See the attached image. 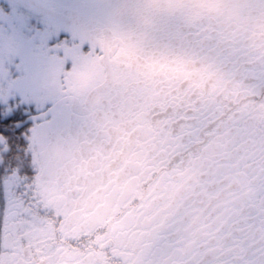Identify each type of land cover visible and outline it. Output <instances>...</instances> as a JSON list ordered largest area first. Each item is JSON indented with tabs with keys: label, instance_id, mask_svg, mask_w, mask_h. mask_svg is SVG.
Masks as SVG:
<instances>
[{
	"label": "flooded vegetation",
	"instance_id": "obj_1",
	"mask_svg": "<svg viewBox=\"0 0 264 264\" xmlns=\"http://www.w3.org/2000/svg\"><path fill=\"white\" fill-rule=\"evenodd\" d=\"M123 2L120 25L85 24L86 58L32 116L26 182L0 184V264H264V0ZM114 46L194 60L227 94L156 82L108 56ZM169 114L149 155L171 171L122 185L113 219L128 223L74 222L68 190L89 157L122 158L119 181L144 166L138 125ZM169 178L182 183L162 188Z\"/></svg>",
	"mask_w": 264,
	"mask_h": 264
},
{
	"label": "clouds",
	"instance_id": "obj_2",
	"mask_svg": "<svg viewBox=\"0 0 264 264\" xmlns=\"http://www.w3.org/2000/svg\"><path fill=\"white\" fill-rule=\"evenodd\" d=\"M108 56L114 59H118L121 62L132 64L135 69L142 75H147L156 80V82H179L183 83L185 89L192 88L197 92V95L201 94H227L226 83H221L215 78H209L206 75V70L203 65L196 63L194 60L180 61L175 57H153L151 55L142 53H128L122 51L121 47L114 46L107 53ZM193 85L195 87L193 88ZM160 103V101H157ZM155 115V113H153ZM169 117L160 116L154 124H148L147 121L142 122L138 127L144 128V135L146 137L144 141V147L141 149L143 155L141 159L144 161V166L131 171L130 174L126 173L117 181L114 171L119 170L124 165L121 159L108 160L107 157L101 155L100 160L96 161L95 157H89L93 161V167L89 169L88 173L72 179L71 188L78 189L73 194L67 195V206L70 209L69 215L73 212L76 215L73 217L74 222L84 223L88 220L103 219L106 223L111 220L112 223L109 228L123 227L128 222L124 220L127 213L113 219L114 214L118 210V205L121 203L122 197L125 194L121 188L122 185L132 182L133 188H138L144 183L147 175H151L154 171L157 173L158 181L166 176H169L171 170L161 171L164 165L159 161L154 160V155H149L156 144L161 143L163 138L159 133L164 131L161 125V121L168 122ZM171 124H175V120H171ZM179 127V125H177ZM205 136H208V132H205ZM155 139V143L153 140ZM172 139H175L173 137ZM213 140L209 139L208 143H212ZM179 161H173L172 169H175ZM98 165V166H97ZM151 169V171H148ZM147 173V175H146ZM176 183H182V181L174 182L171 178L164 180L161 187L165 185H173ZM155 185H149L148 190L145 191V196L149 198V202L156 197L151 195V190ZM124 221V224H121Z\"/></svg>",
	"mask_w": 264,
	"mask_h": 264
},
{
	"label": "snow or ice",
	"instance_id": "obj_3",
	"mask_svg": "<svg viewBox=\"0 0 264 264\" xmlns=\"http://www.w3.org/2000/svg\"><path fill=\"white\" fill-rule=\"evenodd\" d=\"M7 15L11 21L13 37L24 39L15 57L18 70L14 75L19 87L0 98V134L3 135L18 133L33 122L31 117L38 110L37 105L41 104L43 92L45 67L40 55L42 42L52 44L66 35L63 31L53 35L46 30L47 6L43 0H14ZM25 96L31 98L22 99ZM42 107L50 108L51 102L43 101Z\"/></svg>",
	"mask_w": 264,
	"mask_h": 264
},
{
	"label": "rangeland",
	"instance_id": "obj_4",
	"mask_svg": "<svg viewBox=\"0 0 264 264\" xmlns=\"http://www.w3.org/2000/svg\"><path fill=\"white\" fill-rule=\"evenodd\" d=\"M12 3L14 0H0V98L9 95L12 89L19 87L14 75L18 70L15 57L24 38L17 39L12 35V25L7 15V7ZM43 3L47 9L71 10L80 14L82 12L90 13L95 9L98 10L96 15L101 16L103 21L111 20L114 21V25H118V21L111 17L107 0H43ZM45 25L50 34L54 35L57 31H63L66 35L52 44H47L46 41L42 42L40 55L44 60L45 73L41 100L45 94L58 87V77L62 73L74 70L78 62L83 59L82 51L78 46L75 51L68 44H64L65 41L70 40L69 33L66 31L79 33L81 31L79 26L49 14L46 16ZM62 46L65 47L62 48ZM57 70L61 72H57ZM29 98L31 97H22L24 100Z\"/></svg>",
	"mask_w": 264,
	"mask_h": 264
},
{
	"label": "trees",
	"instance_id": "obj_5",
	"mask_svg": "<svg viewBox=\"0 0 264 264\" xmlns=\"http://www.w3.org/2000/svg\"><path fill=\"white\" fill-rule=\"evenodd\" d=\"M109 1L110 5L112 6L113 4L114 8L116 9L121 7L122 5H125L123 0ZM118 14L120 17H124L119 11ZM21 134V130L18 133H9L7 135L0 134V136L5 137L7 139L6 142H8L7 147H5L4 149L2 145H0V147H2L0 152V166H2L3 168V171L0 172V178L7 177L11 179L7 182L18 184L26 182L25 178H27L30 173L28 169L25 170L26 160L28 162L29 155H27L28 157L26 159V149L25 147L23 148L24 139ZM1 181L3 180L0 179V182Z\"/></svg>",
	"mask_w": 264,
	"mask_h": 264
},
{
	"label": "water",
	"instance_id": "obj_6",
	"mask_svg": "<svg viewBox=\"0 0 264 264\" xmlns=\"http://www.w3.org/2000/svg\"><path fill=\"white\" fill-rule=\"evenodd\" d=\"M48 12V11H47ZM49 13V12H48Z\"/></svg>",
	"mask_w": 264,
	"mask_h": 264
}]
</instances>
